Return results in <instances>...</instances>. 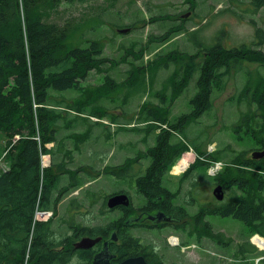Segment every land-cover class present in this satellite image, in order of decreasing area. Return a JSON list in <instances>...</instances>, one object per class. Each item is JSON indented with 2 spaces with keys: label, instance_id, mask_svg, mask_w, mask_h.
Listing matches in <instances>:
<instances>
[{
  "label": "rangeland",
  "instance_id": "rangeland-1",
  "mask_svg": "<svg viewBox=\"0 0 264 264\" xmlns=\"http://www.w3.org/2000/svg\"><path fill=\"white\" fill-rule=\"evenodd\" d=\"M188 5L195 13L179 15ZM71 19L75 26L67 44L87 47L98 40L103 46L101 57L109 60L90 71L78 89L53 92L50 103L64 116L55 123L56 139L47 144L52 153L42 155L41 161L44 173L51 169L53 177L63 166L62 182L53 191L51 208H40L35 218L51 221L58 243L71 234L70 223L98 227L123 217L121 211L106 208V200L114 193L126 192L134 207L144 206L147 199L135 180L145 174L151 163L145 152L167 127L174 134L172 144L184 142L189 148L165 173L162 183L174 192L176 203H187L193 194L194 205L184 206L187 222L178 229H139L132 230V235L148 247L164 245L159 253L163 264H264V237L254 234L247 238L248 226L240 220L213 214L205 218L212 230L222 235L221 243L204 234L198 236L190 218L200 208L210 210L229 198L226 194L220 200L214 193L219 173L226 165L231 166L241 153L251 158L262 149L255 141L256 135H263L262 114L256 103L249 106L248 101L264 79V66L248 60L232 64L222 86L211 96L213 107L186 121L181 131L174 133V128L169 127L192 110L190 99L197 92L196 80L204 61L201 48L215 43L227 48L253 44L258 40V28L264 30V6L254 11L250 0H63L47 17L58 23ZM172 26H182L183 30L168 39H159ZM122 28L129 30L122 32ZM200 43L203 47H199ZM174 55L175 60L170 58ZM191 57L196 70L183 86L185 67ZM107 74L115 88L106 87ZM178 83L181 91L175 93ZM152 108L161 114V121L148 114L147 109ZM6 139L9 138L0 132V173L9 170L6 150L2 148ZM206 154L216 158L209 162L207 157L204 168L188 172ZM126 162L133 166L129 171L113 174L115 167H125ZM182 162L187 167L175 170ZM75 174L79 185L73 182ZM43 178L46 183L45 175L42 182ZM56 198L59 200L54 211ZM72 203L78 207H71ZM248 239L257 251L241 254L239 244ZM77 261L74 257L68 264Z\"/></svg>",
  "mask_w": 264,
  "mask_h": 264
},
{
  "label": "trees",
  "instance_id": "trees-1",
  "mask_svg": "<svg viewBox=\"0 0 264 264\" xmlns=\"http://www.w3.org/2000/svg\"><path fill=\"white\" fill-rule=\"evenodd\" d=\"M62 1L0 0V132L9 138L2 147L6 150L5 159L9 163V170L0 173V264H25L26 258L28 264H68L74 257L78 258L76 264H93L99 245L91 249L75 247V243L86 235L94 238L102 236L106 241L116 233L119 242L109 244L111 251L117 254L114 262L143 253L142 246L126 232L128 208L123 206L113 208L121 211L123 217L102 226L70 223L71 234L59 239L58 243L54 240L51 221L35 218L40 208H51L53 191L62 182L60 174L63 173V166L61 172L53 177L51 169L44 173L41 161L42 155L52 153L47 144L56 139L55 123L64 116L50 103L54 98L53 92L78 89L80 82L88 77L90 71L109 60L101 57L103 46L98 40L91 41L87 47H71L67 44L69 32L75 26L74 20L65 23L47 20L51 10L57 8ZM250 2L254 11L264 6V0ZM182 30V26H172L159 39H168ZM257 36L258 40L253 44L227 48L215 43L201 48L204 51V61L196 80L197 92L190 99L192 110L183 114V118H178V122L169 125L174 128V133L181 131L186 121L199 117L213 107L211 96L215 89L222 86L232 64L248 60L264 66L262 28H258ZM199 47H203L202 43ZM170 58L175 60L176 56ZM153 63L159 64L158 61ZM163 65L168 66L169 63ZM195 70V59L191 57L185 67V83L181 82L183 86L189 82ZM106 80V87L115 88L110 75H106ZM257 85L248 104H257L262 114L261 121H264V79L260 80L258 90ZM180 91L181 86L178 83L175 85V93ZM147 111L153 118L162 120L161 114L155 113V109ZM252 115L255 116V113ZM146 121L152 124L150 120ZM149 127L156 128L153 125ZM261 127L263 135H256L255 141L264 150V125ZM173 135L167 128H162L157 134L155 145L145 152L150 156L151 163L145 169V174L138 176L136 181L139 191L148 201L140 211L154 210L157 207L155 199L164 193L168 195L161 187L163 176L189 148L184 142L172 144ZM13 136L14 140L11 141ZM244 155L245 153H241L235 157L231 166L226 165L219 173L217 184L223 186L225 197L227 194L229 198L212 206L210 210L200 208L194 215V227L198 236L204 234L223 243L222 235L214 232L211 225L204 224V219L213 214L233 217L243 222L248 226L247 238L254 234L264 237V156L245 158ZM203 158L205 159L199 157L188 172L204 168L208 164L206 160L210 162L216 157L206 154ZM123 166L125 167H115L113 174H124L133 167L127 162ZM44 175L46 183L44 178L43 182L41 180ZM76 177L78 175L75 174L73 182L76 185L81 184ZM58 200L56 198L52 205L54 211L57 210ZM71 207L78 206L75 207L72 203ZM106 208L113 210L108 208L107 200ZM105 211L103 209L102 212ZM238 251L244 254L256 252L257 248L248 239L239 244ZM158 255L157 259L153 258L154 263L163 264Z\"/></svg>",
  "mask_w": 264,
  "mask_h": 264
},
{
  "label": "flooded vegetation",
  "instance_id": "flooded-vegetation-1",
  "mask_svg": "<svg viewBox=\"0 0 264 264\" xmlns=\"http://www.w3.org/2000/svg\"><path fill=\"white\" fill-rule=\"evenodd\" d=\"M185 9L186 10L184 13H182L183 10L179 11V15L185 16V14H187V13H189V14L195 13V9L191 5H188ZM263 47H264V45L261 46L262 49H263ZM137 178H136V180H137ZM136 180H135V182H136V186H137L138 184H137ZM161 187L168 192V195H167V193H164L163 196H159L158 198L155 199V204H157L156 205L157 207L154 210L140 211V208L143 205L139 208L134 207V205H132V199H131V203L129 206H123V207L128 208V211L126 212L127 213L126 216L128 217V221L126 223V225H127L126 232H127V234L131 235L134 239H136L137 244L141 245L143 248V251H142L143 253H139L137 255L130 256V257L144 256V258L146 259L148 264H155L153 261V258L156 259L155 257L161 252L160 249H162L164 247V245L163 246L160 245L161 247H158L156 245H154L153 247H148V245H143L144 244L143 240H141L140 238H138L134 234L132 235V230H139V229H142V230H144V229L145 230L146 229L164 230V229H170V228L178 229L177 228L178 226H182L183 224H185L187 222L186 217L188 216V213L186 212L187 210L185 209V207H188L187 203H189L190 205H194V200H195V197L192 194L191 199L189 201H187V203L186 202L176 203V197L174 196L175 195L174 192L171 193L170 189L167 188V185H164L163 183L161 184ZM137 188H138V186H137ZM138 190H139V188H138ZM119 193H121V192H118L116 194H119ZM124 193H126V192H124ZM126 194H128V193H126ZM128 196H130V195L128 194ZM143 196L145 197V195H143ZM147 201H148V199H147ZM168 205H170V206H168ZM204 209H208V207H204ZM158 215L160 218H156ZM190 218L192 220V225L194 226V216H192ZM204 224H206L205 221H204ZM115 231L118 232V230H115ZM86 236H89V235H86ZM106 241H108L109 244H110V242L116 243V242H119V237L117 236V239H113L111 237V239L108 238V239H106ZM103 243H104V239H102L101 242L96 244V245H99V249H98L99 251H101L103 249ZM95 246H93V247H95ZM80 249H82V248H80ZM88 249H91V248H88ZM110 251H111V249H110ZM111 252L115 256L117 255L115 252H113V251H111ZM115 256L111 259V261L113 263L116 264V263L123 261V260H121L119 262H114L113 260L116 259ZM158 256H160V254Z\"/></svg>",
  "mask_w": 264,
  "mask_h": 264
},
{
  "label": "water",
  "instance_id": "water-1",
  "mask_svg": "<svg viewBox=\"0 0 264 264\" xmlns=\"http://www.w3.org/2000/svg\"><path fill=\"white\" fill-rule=\"evenodd\" d=\"M189 13L185 14V16H188ZM129 28H123L120 31L127 32ZM264 156V150L256 151L253 153V157H263ZM215 196L222 200L225 196L223 186L219 184L215 190H214ZM131 203V199L129 198L128 194L126 193H119L115 194L111 197H109L107 201V206L109 209L116 208L118 206H129ZM160 218V217H159ZM113 239H117V234L114 233L112 235ZM103 239L102 236L99 237H90L85 236L80 241L75 243L76 248H82V249H88L95 246L97 243L101 242ZM115 255L110 251L109 249V243L108 241H104L103 243V249L96 253L93 259V264H115L111 261V259ZM116 264H148L144 256H136V257H128L124 259L123 261L116 263Z\"/></svg>",
  "mask_w": 264,
  "mask_h": 264
},
{
  "label": "bare ground",
  "instance_id": "bare-ground-1",
  "mask_svg": "<svg viewBox=\"0 0 264 264\" xmlns=\"http://www.w3.org/2000/svg\"><path fill=\"white\" fill-rule=\"evenodd\" d=\"M181 166H182V167H181ZM181 166H176V167H175V170H177V171L180 170V169H181V170H184L185 167H187V165H186V164H183V162H182ZM181 172H182V171H181ZM174 241H176V240H174Z\"/></svg>",
  "mask_w": 264,
  "mask_h": 264
},
{
  "label": "built area",
  "instance_id": "built-area-1",
  "mask_svg": "<svg viewBox=\"0 0 264 264\" xmlns=\"http://www.w3.org/2000/svg\"><path fill=\"white\" fill-rule=\"evenodd\" d=\"M167 128V127H166ZM181 166V165H180ZM213 169L215 170L216 168L215 167H213ZM25 264H28V258H26V260H25Z\"/></svg>",
  "mask_w": 264,
  "mask_h": 264
}]
</instances>
